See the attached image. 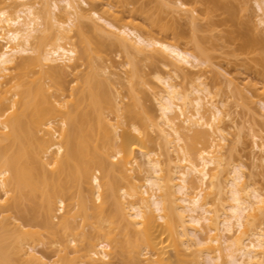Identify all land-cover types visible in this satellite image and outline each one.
<instances>
[{"label": "bare ground", "instance_id": "6f19581e", "mask_svg": "<svg viewBox=\"0 0 264 264\" xmlns=\"http://www.w3.org/2000/svg\"><path fill=\"white\" fill-rule=\"evenodd\" d=\"M151 2L0 0V264H264V113L245 173L231 109L264 107V71L220 73L210 12ZM253 2L241 53L264 46Z\"/></svg>", "mask_w": 264, "mask_h": 264}, {"label": "rangeland", "instance_id": "374dc122", "mask_svg": "<svg viewBox=\"0 0 264 264\" xmlns=\"http://www.w3.org/2000/svg\"><path fill=\"white\" fill-rule=\"evenodd\" d=\"M215 1L217 6L208 4L205 0H183V2L187 4V7H196L197 11L200 13H205L207 11L210 12V17L208 20L204 19L202 17V14L198 13L200 14L199 17L201 19L198 20L200 31L197 32V37L202 42V45L208 48L211 53L215 57H217V59H215V62H219L220 69H217L220 73L223 72L224 75L226 74L227 76L230 74L229 76L232 77L236 76L235 79L236 81H238V83H241L242 79L247 76L255 80V77L259 75L261 71H264V66L260 65V61L264 60L261 59V57L264 58V49H262V47L264 46L260 48L256 47L247 53H241L239 50V45L241 43L240 36L250 35L249 28H251V25L253 26L254 21L256 20V16L259 12L258 9L254 5L253 0ZM143 3L149 9V12H154L155 9H157V6L153 2H151V0H143ZM225 6L233 9L235 16L232 20H230L226 8H224ZM161 16L167 20L166 17L169 18L171 15H168V10H165L161 12ZM176 20V25H178V27L188 36L190 31L187 25V21L183 18H178ZM260 35L264 36L262 32L260 33ZM221 53L222 57L220 59L219 56ZM107 54L109 56L111 66L116 67V70H120V72L123 71L124 69L120 67V64L124 59L123 55L116 52V50L112 48L108 50ZM140 65L146 72L153 67L149 63H146V65ZM154 67L157 70L162 69L160 65ZM241 101L243 102L242 105H244V107L241 106L237 107L236 109L234 107L231 109H233V116L235 117V120H237V124H239L238 128H240L245 135L246 133L248 135V129L249 126L253 123L252 117H254L251 116V114L256 115V117L254 118L256 119L258 117L257 120H259L260 117L257 115L262 116V113H264V107H262L256 99L253 100L251 104L250 101H247V103L244 102V99H242ZM146 104L152 105L150 101H147ZM246 104H249L248 107H246ZM254 130L262 137V139H264V127L255 125ZM233 132H236L235 128L233 130H230L228 138L232 137ZM247 135L245 136L247 137L246 140L238 144V147L236 148L237 153L235 152L234 154L235 157L241 156L240 158H242L243 164H245L246 168L245 173H250L254 171V169L252 168L251 161L249 159L251 139L248 137L249 135ZM256 170L259 169H255V171ZM260 178L262 179V177L260 176L255 177L256 180L258 179L257 185L261 188H264V181H262ZM114 262L113 264H120L118 261H116L115 263Z\"/></svg>", "mask_w": 264, "mask_h": 264}]
</instances>
